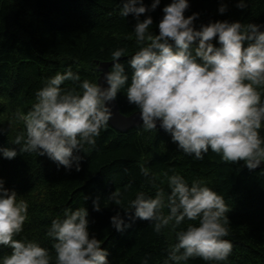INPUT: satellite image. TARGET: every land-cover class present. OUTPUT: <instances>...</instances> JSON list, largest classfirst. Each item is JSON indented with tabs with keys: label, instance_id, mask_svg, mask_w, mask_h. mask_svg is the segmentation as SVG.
<instances>
[{
	"label": "clouds",
	"instance_id": "clouds-1",
	"mask_svg": "<svg viewBox=\"0 0 264 264\" xmlns=\"http://www.w3.org/2000/svg\"><path fill=\"white\" fill-rule=\"evenodd\" d=\"M160 3L154 0L149 7L143 0H123L120 15H134L139 46L127 61L131 76L120 62L126 49L118 48L111 54L110 71L104 72L100 65L104 83L81 82L69 67L46 81L26 114L17 112L15 118L23 121L25 131L12 143L20 153L47 156L69 171L74 166L81 171L80 153L87 151L86 145L94 146L101 131L108 128L114 114L111 104L126 90L128 102L139 109L142 129L157 130L159 124L185 154L203 160L211 149L225 162L243 161L249 170L264 162L260 135L264 127V24L223 20L197 28L200 13L185 16L189 0H172L163 8L157 35L150 31L152 16L141 20V15L155 11ZM235 6L243 10L248 2L239 0ZM218 11L226 13L228 5L222 3ZM216 38L219 47L213 43ZM66 81L78 82L79 90L62 88ZM0 153L8 160L18 155L16 148L9 147L0 148ZM142 171L148 175L146 169ZM168 184L167 204L162 190L155 197L141 191L125 209L122 193L113 192L109 200L125 215L117 212L111 226L124 232L131 227L127 216L128 221H150L160 233L170 222L178 227L186 220L197 221L176 233L177 243L170 246L164 264H186L190 258L217 264L227 261L233 245L224 239L230 220L223 196L203 181L189 185L179 174L169 176ZM93 205L95 211L102 210L99 197ZM165 207L167 215L162 212ZM28 209V202L6 188L0 178V246L11 249L10 255L0 257V264H52L48 248L34 240L17 239L28 220ZM88 217L85 207L65 208L62 219L52 220L47 236L54 241L55 264H110L102 240L90 234Z\"/></svg>",
	"mask_w": 264,
	"mask_h": 264
},
{
	"label": "trees",
	"instance_id": "trees-1",
	"mask_svg": "<svg viewBox=\"0 0 264 264\" xmlns=\"http://www.w3.org/2000/svg\"><path fill=\"white\" fill-rule=\"evenodd\" d=\"M151 6L154 0H143ZM172 0H161L155 11L141 15L153 18L150 31L159 34L163 8ZM185 16L200 13L195 21L201 24L215 21H240L264 24V0H247L248 8L238 9L239 0H189ZM228 11L220 14L221 4ZM123 0H0V148H16L18 155L5 159L0 153V178L5 187L15 190L29 204L28 220L17 239L34 240L48 248L55 264L54 241L47 236L52 220L63 218L65 208L85 207L89 212L91 235L102 240L109 252L110 264H164L170 246L177 243L176 233L186 229L185 221L174 227V222L154 231L150 221H128L131 227L118 232L111 226V217L124 210L109 200L119 190L125 209L138 192L155 197L162 190L171 193L168 177L179 174L189 185L203 181L206 186L223 196L230 223L229 240L232 252L227 261L219 264H264V168L254 171L244 162H225L219 154L209 150L203 160H197L178 149L171 135L157 129L146 132L141 125L127 132L115 130L109 123L102 130L94 146L86 145L80 153L81 171H71L47 156L20 153L12 141L25 131L17 112L27 113L35 94L46 81L70 67L83 80L97 82L100 63L112 62L111 54L125 48L120 62L125 64L139 50L134 32L133 14L120 15ZM264 31V29H262ZM218 38L213 40L217 47ZM130 82V81H129ZM62 88L76 87L78 82L66 81ZM264 99V96H262ZM125 116L139 112L128 102L126 90L116 98ZM10 125V127H9ZM264 137V127L260 130ZM194 155V154H193ZM142 169H146L145 175ZM88 197V199H85ZM99 197L101 211L94 210L93 201ZM163 214H169L167 207ZM134 215V210H133ZM11 249L0 246V257L10 255ZM180 264H185L181 261ZM186 264H217L202 258L189 259Z\"/></svg>",
	"mask_w": 264,
	"mask_h": 264
},
{
	"label": "water",
	"instance_id": "water-1",
	"mask_svg": "<svg viewBox=\"0 0 264 264\" xmlns=\"http://www.w3.org/2000/svg\"><path fill=\"white\" fill-rule=\"evenodd\" d=\"M113 62H106V63H100L99 65V72H100V78L98 80V83H104L103 81V72L100 70V65L103 68L104 72L110 71L111 66ZM107 86V85H105ZM112 110H113V117L110 119L109 123L110 125L117 131L120 132H127L133 128L138 127L143 122L140 119L139 112L133 114L132 116H125L121 113L119 104L117 100H114L111 104ZM157 129H162L159 127V124H157ZM163 130V129H162ZM264 168V162L261 163V165L254 169V171H258L260 169Z\"/></svg>",
	"mask_w": 264,
	"mask_h": 264
}]
</instances>
